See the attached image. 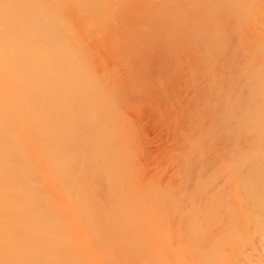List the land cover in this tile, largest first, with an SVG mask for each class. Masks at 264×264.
<instances>
[{"label": "bare ground", "instance_id": "1", "mask_svg": "<svg viewBox=\"0 0 264 264\" xmlns=\"http://www.w3.org/2000/svg\"><path fill=\"white\" fill-rule=\"evenodd\" d=\"M261 24L264 0H0V264H102L145 239L122 229L242 205L218 146L264 140ZM145 109L167 138L154 153Z\"/></svg>", "mask_w": 264, "mask_h": 264}, {"label": "rangeland", "instance_id": "2", "mask_svg": "<svg viewBox=\"0 0 264 264\" xmlns=\"http://www.w3.org/2000/svg\"><path fill=\"white\" fill-rule=\"evenodd\" d=\"M223 17H225V16H223ZM245 18H246V15H245L244 19ZM246 20H247V22H246ZM246 20H244V22L242 20L241 22H243L245 24L250 23V24H248L246 29L247 30L251 29L250 31H252V28L255 27V25H253V24H255V22H257V21L252 23L254 20L249 19V22H248V18ZM258 23L256 24L257 26L259 25ZM245 24L242 26V28L244 26L246 27ZM240 25H242V23ZM250 25L252 27H250ZM261 25L264 26V24H261ZM238 26L239 25L234 26V28H236V27L238 28ZM263 26H261V27L264 29ZM248 27H250V28H248ZM237 28L235 30H239ZM255 28H257V27H255ZM255 28L253 30H255ZM263 29H259V30L257 29V30L261 32V30H263ZM257 30L254 31L255 34H253V35H257L260 33V32L257 33ZM241 31H242V29H241ZM243 31H244L245 35H243L244 33L241 32L242 34H240L238 36L243 35L241 38L244 40H242L241 38H240V40H242L244 42L247 40V39L245 40V37L247 36L246 38H248V40H247V43H248L250 41L249 37H250V35L252 36V34L249 32L250 34L246 35V33H248V32H245L246 31L245 28L243 29ZM263 32H264V30H263ZM263 32H261V34H263ZM230 34H232V33H230ZM261 34H259V35L261 36ZM229 35H228V37H225L224 40L226 38H230L231 35H230V37H229ZM232 36L237 37L236 35H232ZM260 36H259L260 41H262L263 40L262 38H264L263 37L264 34L262 35V37H260ZM253 37L254 38L258 37V35L253 36ZM238 39H239V37H238ZM250 39H252V37H250ZM229 40H231V39H229ZM236 40L237 39L234 38V41H236ZM252 40L254 41V39H252ZM252 40L250 41L252 43L250 45H248L249 43L247 44L246 42H245L246 44L244 42H242V43H244V44H242L240 41L239 42L241 44H238V45H243V49H244V45H246L245 48H247L248 46L253 47L256 44H254L252 42ZM231 41L233 42V40H231ZM231 41H229V42H230V45L232 47L234 45L237 46V43H239V42H235L236 44L232 45ZM226 42H228V40ZM260 46H263L260 48L264 49L263 44ZM252 47L250 49L248 48L247 50L246 49H244V50L246 52L250 50L249 52H251V50H253ZM256 47L254 46L253 48L256 49ZM258 47H259V45H258ZM231 48H229V49H231ZM260 48L258 50L256 49V51L258 52L260 50ZM203 49L204 48H201V51ZM234 49H236V48H234ZM234 49H233V51L236 52L237 50H234ZM238 49H239L238 51L240 52V53L237 52L239 54L238 56H240V54L241 55L244 54L245 59L247 56H249L251 54L250 53L246 56V54L241 51L242 49L240 50V47H238ZM199 51H198V53H200V54L203 53L202 56L198 54L203 59V55H205L204 52H206L207 50L205 49V51L204 52L202 51V53ZM228 51L230 53L231 50H228ZM261 51H263V50H260V53L259 52L258 53L264 54L263 53L264 51L263 52H261ZM207 52H206V54H207ZM252 52H253L252 54H257V52H255V51H252ZM232 54H234V53H232ZM235 55L236 54L233 55L234 57H232V55H231V58L235 59ZM258 55H254L252 57L250 55L249 57L251 58V60H254L253 57H255V56L258 57ZM199 56H197V57H199ZM243 56H240L238 58L236 57L238 60H235V61L240 62L239 59H241V57H243ZM223 57L224 56H222V58ZM261 57L259 56L258 59H256V57H255L256 61L260 60V61H257V64L255 63L256 65H258L261 61L264 62V58L262 57L263 58V60H262ZM194 58L192 56V58H190V59L193 61ZM227 58L229 59V57L227 56L225 58L226 60L225 59L224 60L222 59V60L227 61L228 60ZM206 59H203V60H206ZM243 59H244V57H243ZM229 61H230V59H229ZM246 61H249V58ZM244 62H245V60L243 61V63ZM251 62H249V64ZM243 63H241V64H243ZM241 64H239V65H241ZM245 64H248V62L247 63L245 62ZM261 65H264V63H262ZM228 66L229 65H227V67ZM249 66H251V67L253 66V68H255L254 64L249 65ZM243 67H242V69L244 70L246 65ZM256 67L259 69L261 66L260 67L256 66ZM260 69H262V67ZM227 70H229V71L232 70L231 64H230L229 69H227ZM227 70H225V72ZM245 70L248 71L249 68L245 69ZM263 71L261 70L262 73H264ZM227 73H228V71H227ZM259 73H260V70H259ZM259 75H262V74H259ZM200 77H201V75H200ZM202 77H204L203 74H202ZM199 80H201V82ZM199 80H198L200 82L199 84L202 83V86H203L204 82H202V79H199ZM203 80L205 81V78H203ZM256 80H253V81L257 82L260 79L258 78V80L257 81ZM262 81L263 80L261 79V82ZM255 82H254L253 87H256ZM230 83H231V81H230ZM224 85H225V83H224ZM257 85H259V81H258ZM198 87H199L198 89L201 88L200 86H198ZM188 90H189V96L186 93L187 96L192 97V94H191L192 92L190 93L191 89L188 88ZM183 97L185 98L186 95ZM191 97H190V99H191ZM188 99L185 98L184 100L189 101L190 99L189 100ZM261 100H264V99H261ZM261 100H258V101L260 102ZM258 101L254 102V103L257 104ZM259 105L262 106L264 104L261 101L260 104L258 103V106ZM162 107H164V106H162ZM146 110L149 114L146 112ZM151 116H153L152 113H150V111L148 109H145L141 115V123L144 121L142 123L144 125L146 124L144 126V132L147 133L148 137L151 136L148 139L149 140L148 145H146V147H145L147 149L150 148V150L149 149L148 150L145 149V150L150 151V152L153 151V153H154L156 151V146H158L159 143L163 142V139L165 138L166 134L164 133L165 131H163V130H157V131L154 130L153 131V126L151 125V122H150V121H152L153 117L150 118ZM204 117H206V116H204ZM204 120H205V118H204ZM206 121H207V119H206ZM202 123H204V122L202 121ZM204 124L206 125L205 127H207V123H204ZM183 130L185 131L184 128H183ZM162 133H163V135H162ZM156 135H158V136H156ZM249 136H251V135L245 136V138L248 140L247 137H249ZM229 138H231V137H229ZM245 138L242 137L241 141L244 139L245 142L250 143L251 140L247 141ZM253 138H254V136H253ZM255 139H253V141H251V142L254 143ZM260 139H261V137H260ZM165 140H167V138H165L164 141ZM232 142H233V140L231 142H228V144L223 143V144L227 145L228 147L223 145V144H222V146L221 145L218 146V147H220V150L222 149L223 151H220L219 149H217L218 147L215 148V150L220 151V153L223 154V155L219 154L220 155L219 157H220V159H222V161H220L221 164L220 165L218 164L217 166H218V170L220 168L223 169L224 168L223 165L225 162L224 160L228 159V161H229V158H230L228 156L229 154L231 157H233V155L237 157V162H234L231 165L230 173H229V175L227 173V175H228V178L230 175L233 176V177L232 176H230V177L234 178V180L233 179L232 180L234 181V186L236 187L237 190H241V189L246 190V191H244L245 193H244V196L241 200L242 205L238 204L240 198L238 200L236 197H233V196L230 197V195H229V196H227L228 198H226V197L222 198V200H223L222 201V207L218 213L208 212V213H203L201 215L190 214V213L185 214V215H183V214L180 215V213H177V212L176 213L172 212V213H168V214L163 213L161 215L165 218V222H167V226H165L166 223L164 222V225L161 229L157 228L156 230L154 229V231H153L152 229H149V226L144 227L145 224L141 225L143 227L139 226V227H137L138 229L136 228L134 230L125 229L127 231H125V230L123 231V229H122L123 237H124V239L127 238V241H129V238H131V235L132 236L135 235L133 233H136V234L138 233L137 236L140 235L142 237H145V239L142 238L143 239L142 243H133V245H129V243H128V245L127 244H124V245L121 244L123 247H121L120 245L118 247H115V246L109 244L108 246L111 250L110 255L111 256L113 255L115 257L109 256L107 258V260L105 259L103 261V263L104 264H264V143H263L264 140L262 141L263 144L260 142V144H259L260 147H258V146L256 147V145L259 142L256 143V145H254L255 148L253 145L248 146L247 143L244 144L245 142L242 141L240 144L241 146L240 147L238 146L239 148L236 147L237 149H234V145ZM242 143H243V145H242ZM229 144H231V146H233V149L231 146L229 147ZM149 145H150V147H149ZM151 147L154 150H152ZM221 147H225L226 149L221 148ZM215 150H213V151H215ZM216 152H214V153H216ZM211 155L213 156V153ZM214 155H216V154H214ZM225 156H228L229 158H227ZM216 161L219 162L218 160H216ZM217 162H216V164H217ZM224 174L226 175V173L223 172V175ZM225 175H224V177H225ZM224 177L223 178H222V176L219 177L220 179L217 181V183H215V185L218 184V186L220 185V187L222 185L225 187L226 183L224 181V179H225ZM247 203L254 205V207H245V205ZM145 217L143 216V218H145ZM181 217H185L187 219V221L186 222H180L179 219ZM148 218H150V216ZM148 218L146 217V219H148ZM124 234H126V237L124 236ZM159 235H163V236L165 235V236H167V238H169L167 245L163 244V242H162L163 246L160 243L161 244L160 245L161 247H160L159 242H154V237L159 236ZM157 243H158V245H157ZM119 247H121V248H119ZM183 248H185V249H183ZM112 252H114V254ZM63 260L62 259L57 260L53 264H57V263L58 264H61V263L62 264H91V263L80 261V260H76V261L66 260V259H63ZM99 262L98 263L96 262V263L99 264ZM45 264H50V262L47 261ZM100 264H101V262H100Z\"/></svg>", "mask_w": 264, "mask_h": 264}]
</instances>
